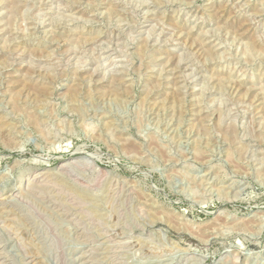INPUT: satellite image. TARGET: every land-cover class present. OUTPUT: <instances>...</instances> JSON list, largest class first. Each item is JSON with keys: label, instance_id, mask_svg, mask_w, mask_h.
<instances>
[{"label": "rangeland", "instance_id": "1", "mask_svg": "<svg viewBox=\"0 0 264 264\" xmlns=\"http://www.w3.org/2000/svg\"><path fill=\"white\" fill-rule=\"evenodd\" d=\"M0 264H264V0H0Z\"/></svg>", "mask_w": 264, "mask_h": 264}]
</instances>
